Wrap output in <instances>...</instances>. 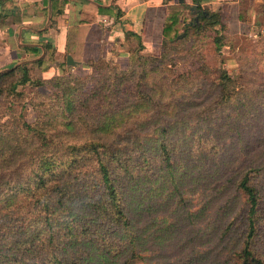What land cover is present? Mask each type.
<instances>
[{"label": "trees", "instance_id": "obj_1", "mask_svg": "<svg viewBox=\"0 0 264 264\" xmlns=\"http://www.w3.org/2000/svg\"><path fill=\"white\" fill-rule=\"evenodd\" d=\"M194 3L188 27L226 28ZM183 15L169 11L164 49ZM137 38L126 70L91 63V75L45 81L25 69L0 85V96L20 99L19 85L53 90L32 100L34 122L0 115V264H146L160 213L185 243L214 236L207 264H264V83L207 65L180 73ZM226 38L216 36L218 49ZM255 122L248 139L242 129ZM166 231L161 241H175Z\"/></svg>", "mask_w": 264, "mask_h": 264}, {"label": "crops", "instance_id": "obj_2", "mask_svg": "<svg viewBox=\"0 0 264 264\" xmlns=\"http://www.w3.org/2000/svg\"><path fill=\"white\" fill-rule=\"evenodd\" d=\"M241 1L201 4L221 14L227 33H251L261 17L253 4L263 0H247L245 16ZM194 4V0H0V85L22 76L25 69L32 79H47L63 69L88 74L93 61L104 59L127 69L129 44L137 41L139 48L137 36L143 54L159 55L169 11L193 10Z\"/></svg>", "mask_w": 264, "mask_h": 264}, {"label": "rangeland", "instance_id": "obj_3", "mask_svg": "<svg viewBox=\"0 0 264 264\" xmlns=\"http://www.w3.org/2000/svg\"><path fill=\"white\" fill-rule=\"evenodd\" d=\"M248 3L249 2L247 0L241 1L243 16H245V8ZM253 5L255 9L261 10L259 27L255 28L251 33L245 31L243 33L241 32L237 34L227 33L226 24H224L226 27L225 29H222L221 25H216L215 27L209 26L200 32H196L195 29H192L187 25H193V21L198 17L197 11H193L191 8L180 10L184 13L180 20L182 21L181 26L180 23L178 24V30L180 34L178 35L176 42L169 45L170 49L168 47L167 49H164L162 46L159 55H161L164 50L167 51L169 53V57L166 60V65L170 64L171 68L180 73L188 71L200 72L203 66L207 65L210 70L213 71L215 69L227 70L233 77H240L242 74L246 75V72H250L251 79L255 80L258 84L264 83V16H262V13L264 14V0L261 3H254ZM201 8L205 11H213L212 8L206 4H201ZM220 33L227 35V38L224 39V45L222 48L218 49L215 38ZM135 43H137V41L129 44L130 59L128 68L134 64L138 53V46H136L137 44ZM124 60L125 59H121L120 62L125 63L126 60ZM111 62L119 66V64L115 61H108L107 59H104L103 61H93L92 63H95L98 66H105ZM82 72L83 71L80 70L78 74L75 71L63 69L62 73H57L52 77L43 80L49 81L56 76H64L69 74H74L76 76H88L93 73V67L91 72L88 74ZM20 77L21 75L17 79ZM7 83L9 82H4L1 86H5ZM18 92H22L25 97L20 99L19 96H11L7 95V93L0 96V115H4L5 119L9 117L12 110L15 112L23 111L27 120L34 122L36 118V111L31 104L32 100L37 99V97L40 95L53 94V90L49 84L42 86H35L31 83L19 85ZM262 126L263 124L259 125V127ZM252 129L255 131L253 134H249L250 130ZM242 131L246 134L248 139L252 138L253 135H258L260 133V129L256 125V122L254 123V126L251 127V129L246 126V128H243ZM247 142L249 141L247 140ZM234 146L239 147V145L232 143L231 145H227L226 149H232ZM245 147L249 148L250 150L254 149L256 145L249 144L245 145ZM154 220L156 221L155 233L157 237H160V239H157L156 244H153L152 241L146 242L144 248L149 255L148 257L147 254H145L146 264H157L159 261V264H165L164 262H167V259L172 260V262H170L171 264H184L183 259L185 257L194 258V264L208 263L207 260L201 256L207 253V249L209 247L212 245L215 246V240L213 239L214 236L210 239V241L207 240L205 245L203 243L200 244L201 241L195 238L193 240L194 243H185L184 239L187 238L185 236L189 234L186 233V235H184L182 230L180 231V234H176V231L173 230L174 228L168 226V222L163 224V222L166 220V216L163 213H160L158 216H156ZM201 226L203 227V230L200 232L205 233L206 228H208L207 231H210V228L207 227L208 225L204 224ZM166 230H170V232L172 230V233L167 235L176 236L175 241L169 240L168 238H166L164 242L161 241L162 237H164L163 235L168 233Z\"/></svg>", "mask_w": 264, "mask_h": 264}, {"label": "water", "instance_id": "obj_4", "mask_svg": "<svg viewBox=\"0 0 264 264\" xmlns=\"http://www.w3.org/2000/svg\"><path fill=\"white\" fill-rule=\"evenodd\" d=\"M197 8H198L197 5H194V6H193V10H197ZM179 37H180V36H179ZM68 59L70 60L71 57L69 56ZM69 63H71V62H69Z\"/></svg>", "mask_w": 264, "mask_h": 264}]
</instances>
